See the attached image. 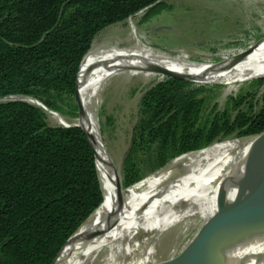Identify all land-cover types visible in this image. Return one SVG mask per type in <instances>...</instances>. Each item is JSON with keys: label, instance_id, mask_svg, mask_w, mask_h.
Listing matches in <instances>:
<instances>
[{"label": "trees", "instance_id": "16d2710c", "mask_svg": "<svg viewBox=\"0 0 264 264\" xmlns=\"http://www.w3.org/2000/svg\"><path fill=\"white\" fill-rule=\"evenodd\" d=\"M167 9L163 0H0V264H52L105 199L85 131L37 101L78 118L77 76L97 36ZM254 84L264 88V79ZM193 86L168 77L144 95L122 190L182 155L264 132V90L255 113L237 104L206 114Z\"/></svg>", "mask_w": 264, "mask_h": 264}, {"label": "bare ground", "instance_id": "6f19581e", "mask_svg": "<svg viewBox=\"0 0 264 264\" xmlns=\"http://www.w3.org/2000/svg\"><path fill=\"white\" fill-rule=\"evenodd\" d=\"M252 50L237 65L230 64V59L210 67L208 64L211 63L186 61L135 42L131 46L114 50L112 54L116 56L117 62H110L103 68L95 66L86 71L89 57L111 54L91 51L81 72V95L89 114L80 118L77 125L95 137L99 156L97 167L104 183L105 199L94 212L89 224L73 238L58 264H84L96 245L102 244L127 226H138L137 229L145 234L147 230L144 227L147 226L152 257L145 264H153L154 258L167 254L172 248L179 222L203 204L218 199L240 198L233 218L230 216L227 223L264 212V186L257 188L258 182H264V176L258 173L259 168L264 169V136L258 139H235L185 154L140 183L120 192L117 188L120 174L117 168L110 167L113 160L108 155L99 122V94L105 82L117 72L145 71L146 66H155L192 76L198 83L243 82L264 77V41ZM122 64L127 67L121 69ZM48 112L65 125L60 115ZM243 184L247 185V190ZM138 223L144 224L139 226ZM238 248H241L243 258L252 257L251 264H264V235L244 240L227 251L231 262Z\"/></svg>", "mask_w": 264, "mask_h": 264}, {"label": "rangeland", "instance_id": "374dc122", "mask_svg": "<svg viewBox=\"0 0 264 264\" xmlns=\"http://www.w3.org/2000/svg\"><path fill=\"white\" fill-rule=\"evenodd\" d=\"M163 1L168 9L149 22L144 23V13H140L104 30L95 39L92 51L115 53L116 48L138 42L186 61L218 63L245 54L264 39V0ZM167 78L150 71H121L105 82L99 94L101 132L120 174L121 185L123 164L140 118L142 98ZM262 79L264 77L230 84L194 83L193 89H203L200 97L206 103V114L224 112L228 108L232 110L237 104H241L245 112L252 110L255 113L260 109L264 88L254 83ZM79 118L80 115L78 118L61 117L65 125L79 124ZM48 122L53 127L61 126L50 115ZM99 178L103 190L104 183L102 177ZM239 202L240 198L218 199L191 212L179 222L172 248L167 254L154 258L153 264L175 260L189 253L216 226L220 209L223 210L219 221L221 226L230 216L233 218ZM229 204L233 208L228 210ZM143 224L138 223L139 226ZM137 227H123L96 245L84 264H145L152 257V244L147 226L144 227L146 234Z\"/></svg>", "mask_w": 264, "mask_h": 264}, {"label": "water", "instance_id": "95a60500", "mask_svg": "<svg viewBox=\"0 0 264 264\" xmlns=\"http://www.w3.org/2000/svg\"><path fill=\"white\" fill-rule=\"evenodd\" d=\"M264 39L261 41L263 42ZM260 42V45H261ZM253 50H250L248 52H246L245 54L237 57L236 59L231 60L232 62L230 64L232 65H237L239 64L241 61H243ZM114 54H103V55H92L91 57L88 58V61L86 62V66H85V70L88 71L90 70V68L92 67H98V68H103L104 66H108L110 62H117L116 61V56H113ZM87 59H84V61ZM82 62L79 72H78V76H77V100H78V106H79V115L80 118H85L87 116V111L84 107V101L81 95V91H82V84H81V72L83 70V63ZM220 62L218 63H211L208 64V66L210 67H214L219 65ZM207 65V64H206ZM124 67H127L126 64H122L121 65V69H123ZM145 71H150V72H154V73H158V74H162V75H166L168 77H172V78H177L180 80H185L191 83H198V81H196L192 76L186 75V74H181L169 69H165V68H161V67H145ZM200 82V81H199ZM207 83V82H205ZM203 82H200L199 84H205ZM11 99L14 100H27L29 98H24V97H12ZM37 106L42 107L45 110L51 111L55 114H58L52 110H49L48 108H46L42 103L37 101ZM59 115V114H58ZM65 127H80L82 128L93 149H94V153H95V160H96V167H97V160L99 158L98 156V152L97 149L95 147V137L85 128H83L80 125H64ZM264 136V132L262 134L259 135H255V136H250V137H246V138H255L258 139L259 137ZM243 139V138H241ZM192 153V152H190ZM189 154V153H187ZM109 155V153H108ZM110 156V155H109ZM183 156V155H182ZM110 167L116 168L114 163H110ZM259 168V167H258ZM260 170L258 171V173L260 175L264 176V169L259 168ZM97 171H98V175L101 176L100 171L98 170L97 167ZM106 175V174H105ZM107 176V175H106ZM103 176V177H106ZM107 179H109L107 177ZM245 187L244 189L247 190L248 187L247 185H244ZM264 186V182H258L257 184V188H262ZM117 188L119 189L120 192H122V185H121V181L119 179ZM263 192V190H262ZM259 193L261 194V191H259ZM260 194L258 195V197L260 196ZM233 205H228V210L232 209ZM221 210V214L218 217L216 226L209 232L207 233L199 242L198 244L186 255H184L181 258L175 259V260H171V261H167V262H163V263H159V264H242L241 262L243 261L245 264V262L247 261V264H251L250 259H252V257L250 256L249 258H243V256L241 255V248H238L236 250V252L233 253V262H231L227 251H229L230 249H232L235 245H237L238 243L247 240L249 238L258 236V235H264V212L259 213V214H255L253 216H249L246 218H242L239 220H234L231 221L227 224L224 225H219V221L221 220L222 214H223V210ZM93 216V215H92ZM92 216L85 221L80 228L73 234V236L68 240V242L65 244V246L62 248V250L59 252V254L57 255V257L55 258V260L53 261L52 264H58V262L61 259V256L63 255V252H65V250H67L68 246L71 244V241L73 240V238L78 235L79 233L82 232V230H84L85 226L89 224V221L91 220ZM264 252V250H263ZM262 252V253H263ZM258 253V252H257ZM244 259V260H243ZM231 262V263H230Z\"/></svg>", "mask_w": 264, "mask_h": 264}]
</instances>
